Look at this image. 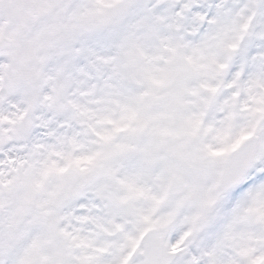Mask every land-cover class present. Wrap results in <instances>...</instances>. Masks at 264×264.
<instances>
[{
  "label": "snow or ice",
  "instance_id": "6c2138e0",
  "mask_svg": "<svg viewBox=\"0 0 264 264\" xmlns=\"http://www.w3.org/2000/svg\"><path fill=\"white\" fill-rule=\"evenodd\" d=\"M0 264H264V0H0Z\"/></svg>",
  "mask_w": 264,
  "mask_h": 264
}]
</instances>
